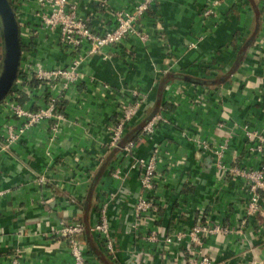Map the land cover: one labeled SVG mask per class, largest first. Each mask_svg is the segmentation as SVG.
Listing matches in <instances>:
<instances>
[{"label": "crops", "instance_id": "1", "mask_svg": "<svg viewBox=\"0 0 264 264\" xmlns=\"http://www.w3.org/2000/svg\"><path fill=\"white\" fill-rule=\"evenodd\" d=\"M10 1L19 20L33 18L35 0ZM209 1L152 0L140 19L144 39L132 35L105 48L106 58L87 57L83 67L93 79L65 92V119L54 137L49 123L38 124L1 155L0 264H14L15 257V264H73L65 238L55 233L72 219L84 225L79 238L90 264H187L202 253L213 264H264V192L259 214L242 224L246 181L218 170L212 153L195 143L213 149L227 142L226 165L264 166V153L251 152L244 130L264 133V0H217L207 27L201 13ZM136 3L77 0V14L96 29H110L114 11ZM191 42L197 47L187 50ZM32 47L44 66L71 60L53 35ZM135 91L147 100L125 130L140 128L153 112L163 121L152 134H138L136 154L157 147L158 161L155 205L133 232L139 175L112 150L110 136L120 104ZM117 167L122 179L112 176ZM114 192L112 259L92 228L101 202ZM202 214L229 231L206 234L200 246L188 239L164 245V236L188 229ZM151 232L156 241L146 239Z\"/></svg>", "mask_w": 264, "mask_h": 264}, {"label": "built area", "instance_id": "2", "mask_svg": "<svg viewBox=\"0 0 264 264\" xmlns=\"http://www.w3.org/2000/svg\"><path fill=\"white\" fill-rule=\"evenodd\" d=\"M10 1V0H9ZM105 4V0H90ZM152 0H137L131 9H120L114 11L115 24L110 29H96L90 24L88 17L77 14V0H35L32 4V19L19 20L16 8L10 1L19 25L20 37V61L16 79L10 92L0 102V116L3 123L0 126V157L9 152L12 145L18 142L26 131L41 123H49L52 136L58 132L59 124L65 119L61 111V102L65 92L75 89L76 86L86 78L92 80L83 66L87 57L100 55L106 58L105 48L119 44L129 36H137L144 39L146 35L142 32L140 25L141 17L147 12ZM217 0H212L203 8L201 16L209 17L214 14V6ZM53 35L55 42L65 47L71 53V60L67 65L44 66L37 61L33 51V44H40V38ZM197 44L191 42L188 48H196ZM147 94L140 91L133 92V98L128 103H121L119 114L111 126L110 146L116 147L127 126L135 119L138 112L147 100ZM24 98L21 103L20 99ZM163 121L160 114L152 115L143 125L141 135L147 136L153 133L155 127ZM222 126V122L218 124ZM246 130L251 152L264 153V133L250 132ZM197 146L203 151H210L213 155L215 166L222 172L234 173L243 177L249 187V197L245 206L246 219L255 217L261 211V192H264V166L257 168H246L234 165H226L223 162L224 142L219 148H211L208 143L195 139ZM138 143L128 141L121 147V157L127 158L129 168L137 170L139 175V192L133 208L134 221L132 229L144 213L151 210L155 205L154 187L156 177V164L158 161V148L154 147L146 155H138L135 148ZM112 176L121 178L120 168H115ZM122 179V178H121ZM39 181H43L42 178ZM116 197V193H109L101 202L98 220L93 226V231L102 238L107 254L116 258L114 239L110 233L108 206ZM84 231L83 223L78 219L65 221L55 231L56 234L65 238L73 264H90L85 253V248L80 240ZM229 229L220 224H213L203 214L198 221L186 230L167 234L162 239L164 245L176 244L188 239L196 245H202L206 234L227 233ZM146 239L156 241L157 236L151 232ZM196 253V252H195ZM18 250L15 253L17 256ZM16 262V257L14 264ZM187 264H213L211 259L201 254L199 257H191ZM221 264V263H216Z\"/></svg>", "mask_w": 264, "mask_h": 264}, {"label": "water", "instance_id": "3", "mask_svg": "<svg viewBox=\"0 0 264 264\" xmlns=\"http://www.w3.org/2000/svg\"><path fill=\"white\" fill-rule=\"evenodd\" d=\"M0 34L2 57L0 62V102L10 92L16 79L20 61L19 25L9 0H0Z\"/></svg>", "mask_w": 264, "mask_h": 264}, {"label": "trees", "instance_id": "4", "mask_svg": "<svg viewBox=\"0 0 264 264\" xmlns=\"http://www.w3.org/2000/svg\"><path fill=\"white\" fill-rule=\"evenodd\" d=\"M195 82V81H194ZM207 82H202L201 84H206ZM20 102L21 103H23L24 102V98H21L20 99ZM60 108H61V106H60ZM156 112H153V114H155ZM153 114H151V115H153ZM151 115L150 116H148V119L141 125V127L140 128H138V129H136V130H134V131H131V130H129V131H124V133H123V135H122V137L120 138V140L118 141V143H117V146L116 147H114V148H112V150H115V151H117L118 152V155H121V152H122V150H121V147L126 143V142H128V141H134V142H136V143H138L139 141H138V134L139 133H142V127H143V125L149 120V118L151 117Z\"/></svg>", "mask_w": 264, "mask_h": 264}, {"label": "rangeland", "instance_id": "5", "mask_svg": "<svg viewBox=\"0 0 264 264\" xmlns=\"http://www.w3.org/2000/svg\"><path fill=\"white\" fill-rule=\"evenodd\" d=\"M211 19H212V16H209V17H203L202 16L203 25H205L207 27H212V22H210ZM190 49H192V48H190ZM190 49L188 48V45H187V50H190ZM1 57H2V38H1V34H0V62H1Z\"/></svg>", "mask_w": 264, "mask_h": 264}]
</instances>
